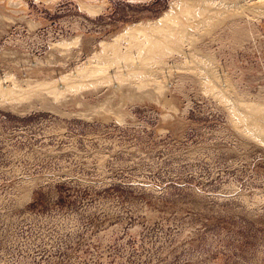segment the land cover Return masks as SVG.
Listing matches in <instances>:
<instances>
[{
	"label": "rangeland",
	"instance_id": "obj_1",
	"mask_svg": "<svg viewBox=\"0 0 264 264\" xmlns=\"http://www.w3.org/2000/svg\"><path fill=\"white\" fill-rule=\"evenodd\" d=\"M172 1L0 0V77L61 87ZM234 17L194 43L224 103L176 68L151 99L109 83L0 102V264H264V140L228 108L264 103V16Z\"/></svg>",
	"mask_w": 264,
	"mask_h": 264
},
{
	"label": "bare ground",
	"instance_id": "obj_2",
	"mask_svg": "<svg viewBox=\"0 0 264 264\" xmlns=\"http://www.w3.org/2000/svg\"><path fill=\"white\" fill-rule=\"evenodd\" d=\"M217 1L216 4L215 0L172 1L169 9L155 21L127 27L128 30L118 34L112 42L102 43V49L94 55L95 64L79 68L75 76L61 77V87L55 82H44L22 88V81L19 83L18 79L6 74L0 77V98L3 97L0 102L6 100L9 103H18L29 99L31 95L41 94L40 86L44 93L58 99L59 95L67 91L109 83H112L113 95L128 87L129 93L127 90L126 93L117 92L120 99H144L147 96L151 99L160 97L161 91L165 92L166 79L171 75V70L176 68L194 72L203 89L212 92L224 103L228 100L227 89L222 88L218 63L210 55L202 58L197 54L198 49L194 44L197 41L195 38H198L196 33L208 29L214 22L226 24L234 16H264V0H241L240 4H237L238 0ZM85 7L90 11L98 10V7ZM58 45L65 43L61 41ZM158 76L164 79L159 80ZM7 79L10 84L5 81ZM25 82L29 84L27 80ZM223 86L227 87L228 81ZM148 87L152 89L148 90ZM144 91L147 93H143ZM260 104L264 103H249L243 109L229 104L228 108L233 123L240 130L256 138L261 136L263 139L260 141H263L264 131L259 121L254 119L255 116H264V107Z\"/></svg>",
	"mask_w": 264,
	"mask_h": 264
}]
</instances>
